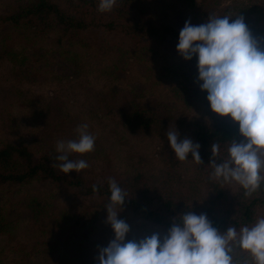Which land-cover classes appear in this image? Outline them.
Returning a JSON list of instances; mask_svg holds the SVG:
<instances>
[{"label": "rangeland", "instance_id": "rangeland-1", "mask_svg": "<svg viewBox=\"0 0 264 264\" xmlns=\"http://www.w3.org/2000/svg\"><path fill=\"white\" fill-rule=\"evenodd\" d=\"M14 1L0 0V17L11 11ZM53 1L65 9L70 4V0ZM202 1L189 6L185 0H148L138 20L182 28L185 20L202 24L224 7L264 0ZM99 15L112 19L110 11ZM251 20L264 28V17ZM57 36L0 22V147L5 143L25 145L42 155L49 149L56 151L58 141L75 139L77 126L86 123L95 137L94 148L69 158L84 159L88 167L69 173L92 183L126 182L142 173L145 182L161 186L169 171L166 157L172 152L166 131L174 127L179 139L196 144V124L208 121L197 69L178 55L177 41L170 39H140L121 29L109 32L101 28L66 38L63 45L55 42ZM257 40L264 48V37ZM141 109L159 116L162 126L158 133L134 126L133 118ZM177 161L176 172L170 175L180 178L183 193L200 202L209 199L203 181L213 168L197 164L191 154L185 161ZM218 181L229 196L239 186ZM106 205L100 198L80 197L73 188L49 181L0 184V260L18 258L17 253L43 241L48 244L40 246L42 259L51 263L65 260L64 249L46 247L57 234L75 237V233L80 249L90 254L82 264H96L99 249L114 238L106 222ZM117 218L129 226L125 242L167 232L127 210L121 209ZM258 218H264V210H259ZM232 257L236 264L244 260L254 264L238 248Z\"/></svg>", "mask_w": 264, "mask_h": 264}, {"label": "clouds", "instance_id": "clouds-1", "mask_svg": "<svg viewBox=\"0 0 264 264\" xmlns=\"http://www.w3.org/2000/svg\"><path fill=\"white\" fill-rule=\"evenodd\" d=\"M116 0H98L97 10L110 11ZM236 17L230 22V17ZM211 15L202 24L194 25L185 20L179 30L176 52L184 61L196 58L197 81L212 113L228 117L238 125L239 142L232 139L225 161L215 163L211 177L223 182H235L246 190L255 191L261 182L264 168V48L252 36L242 17ZM86 123L77 126V136L56 144V160L59 169L67 174L88 167L82 156L94 148L95 137L88 132ZM166 139L174 156L185 161L189 154L201 164L199 144L190 139H179L173 127L166 131ZM214 155L216 143L211 144ZM109 203L106 222L114 238L100 248L96 264H236L233 250L247 252L254 264H264V218H258L251 226L238 230L229 225L219 232L206 215L191 210L174 218L166 234L152 233L139 240H128V224L118 219V213L126 201L122 188L113 180L108 182ZM96 186L93 185V191ZM119 207V211H113ZM241 264H248L247 260Z\"/></svg>", "mask_w": 264, "mask_h": 264}, {"label": "trees", "instance_id": "trees-1", "mask_svg": "<svg viewBox=\"0 0 264 264\" xmlns=\"http://www.w3.org/2000/svg\"><path fill=\"white\" fill-rule=\"evenodd\" d=\"M146 1L148 0H116V4L110 10L112 19L106 20L99 15L98 0H70L66 9L53 0H15L10 5L11 11L0 17V22L25 27L35 34L49 37L53 34L58 35L55 42L59 45H63L64 41L68 40L66 38L99 28L109 32L121 29L125 35L140 39L177 41L181 28L138 20V16L145 11ZM185 1L189 6H193L196 2V0ZM207 1L209 0H203L202 3L207 4ZM223 15L242 17L254 38L264 37V28L251 23L252 17H264V1L248 2L247 5L238 3L234 6L224 7L217 16ZM235 18V16L230 17V22ZM190 63L196 68L195 56L190 60ZM204 96L208 121L196 124L193 138L195 143L200 146L199 156L202 161L200 165L212 169V165L209 164L210 160L215 163L225 161L224 148L229 146L232 139L235 138L239 142L241 137L238 135V125L228 117L221 118L212 113L206 101V92H204ZM139 113L140 115L135 120L133 118L134 126L158 133L162 126L159 116L154 115L151 110L145 109H141ZM213 143L218 145V151L214 155L210 151V146ZM57 155L58 153L52 149L42 155H36L25 145L3 144L0 147V184L22 185L35 180L49 181L73 188L80 197H97L106 204L109 203L108 182L92 183L80 176L63 173L58 167L60 162L56 160ZM166 164L169 171L167 179L161 186L155 187L151 183L145 182L142 173L126 182H118L117 184L124 191L126 199L121 209L129 211L132 215L165 231L171 226L174 218L179 220V215L191 210L196 215L202 213L206 215L212 226L219 232H224L229 225L237 230L244 225L251 226L257 220L259 210H264V168L260 171L262 179L259 187L248 194L239 185L229 196L221 181L207 176L203 182L209 199L200 202L188 198L181 189L180 178L170 175L176 172L174 169L179 164L173 152H170L166 157ZM93 185L96 186L95 191H93ZM2 223L3 221L0 220V234L2 233ZM75 225L79 226L80 222L78 221ZM64 235L57 234L54 243H49L51 246L46 248L51 251L56 246L59 249H64L65 260L58 259L55 263H51L50 260L42 259L40 246L45 245L44 242L48 244V241H43L34 243L28 251L17 253L18 258L0 260V264H23V262L25 264H82L86 262L90 254L86 250L80 249L77 235L75 233V237Z\"/></svg>", "mask_w": 264, "mask_h": 264}]
</instances>
